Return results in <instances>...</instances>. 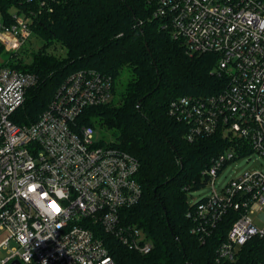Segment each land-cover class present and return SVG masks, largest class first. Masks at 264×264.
<instances>
[{
  "label": "built area",
  "instance_id": "built-area-1",
  "mask_svg": "<svg viewBox=\"0 0 264 264\" xmlns=\"http://www.w3.org/2000/svg\"><path fill=\"white\" fill-rule=\"evenodd\" d=\"M189 54L218 56L215 72L228 84L216 95L180 97L169 114L187 126L190 142L221 128L235 140L204 172L211 193L192 204L193 234L206 242L230 218L218 262L235 260L252 239L264 240V171L252 169L216 187L228 168L255 153L264 158V0H150ZM58 0H0V264H117L105 236L148 255L147 234L122 218L143 190L139 162L77 126L90 107L113 101L112 77L80 70L58 90L39 120L12 117L39 78L13 66L31 37L34 17ZM3 53L10 54L5 60ZM251 150L247 152L246 149ZM264 264V260L262 262Z\"/></svg>",
  "mask_w": 264,
  "mask_h": 264
},
{
  "label": "trees",
  "instance_id": "trees-1",
  "mask_svg": "<svg viewBox=\"0 0 264 264\" xmlns=\"http://www.w3.org/2000/svg\"><path fill=\"white\" fill-rule=\"evenodd\" d=\"M154 9L150 0H58L53 12L36 15L33 33L47 46L60 41L67 53L58 59L43 49L29 65L23 57L9 63L39 78L12 119L18 125L38 121L62 85L80 70L112 77L115 95L118 81L129 69L118 102L90 107L77 119L79 127L90 125L111 133L113 140L107 143L139 162L137 180L143 194L136 205L122 211V218L141 228L154 250L142 255L106 235L116 263L262 264L264 240L258 238L249 241L235 260L217 261L230 218L206 242L193 234L189 196L205 187L204 172L235 140L221 128L190 142L187 126L169 114V106L184 96L219 94L228 81L215 72L217 55L189 54L183 40L175 39L163 21L154 18Z\"/></svg>",
  "mask_w": 264,
  "mask_h": 264
},
{
  "label": "rangeland",
  "instance_id": "rangeland-1",
  "mask_svg": "<svg viewBox=\"0 0 264 264\" xmlns=\"http://www.w3.org/2000/svg\"><path fill=\"white\" fill-rule=\"evenodd\" d=\"M43 49H45V52L48 56H52L58 59L64 58L67 53L66 48L60 41H54L52 45L47 46L45 45L44 41L40 39V37L32 33L26 45L22 48L20 55L21 57L24 58L25 64L29 65L33 62V56L40 54V52ZM1 57L7 60L10 57V54L3 53ZM129 73H130V70L126 69L124 71V74L121 76L120 80L118 81V85H117L118 88L113 98L115 103L119 101L121 97V93L125 89V86L128 82ZM96 139L102 140L104 143H107V141L113 140V136L111 135V133L97 128ZM255 168L264 171V158L257 153H255L251 157L247 156L245 159L238 161L235 164V166H232L228 168L227 170H225L219 176L216 187L218 188V190H220V187L223 184L227 183L233 178L239 177L245 171L252 170ZM210 193H211V190L208 187H201L199 190L194 191L190 194L189 196L190 203L194 204L195 202H198L202 198L208 196ZM263 214H264V209H263ZM259 215H260L259 213H256L253 216L257 218L259 217L257 219V224L258 226H263L264 220L260 218ZM1 257H4V252L2 251H0V258Z\"/></svg>",
  "mask_w": 264,
  "mask_h": 264
},
{
  "label": "water",
  "instance_id": "water-1",
  "mask_svg": "<svg viewBox=\"0 0 264 264\" xmlns=\"http://www.w3.org/2000/svg\"><path fill=\"white\" fill-rule=\"evenodd\" d=\"M12 264H20L19 262H13Z\"/></svg>",
  "mask_w": 264,
  "mask_h": 264
}]
</instances>
